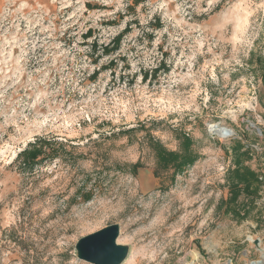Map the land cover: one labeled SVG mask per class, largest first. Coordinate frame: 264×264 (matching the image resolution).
Returning a JSON list of instances; mask_svg holds the SVG:
<instances>
[{"label":"rangeland","instance_id":"rangeland-1","mask_svg":"<svg viewBox=\"0 0 264 264\" xmlns=\"http://www.w3.org/2000/svg\"><path fill=\"white\" fill-rule=\"evenodd\" d=\"M136 1L0 0V264H90L111 225L121 264H264V0ZM184 136L200 159L157 178L150 140ZM239 143L262 185L233 217Z\"/></svg>","mask_w":264,"mask_h":264},{"label":"trees","instance_id":"trees-1","mask_svg":"<svg viewBox=\"0 0 264 264\" xmlns=\"http://www.w3.org/2000/svg\"><path fill=\"white\" fill-rule=\"evenodd\" d=\"M141 0H137V4ZM90 36L92 33L89 34ZM122 36H119L115 40V46L113 48H118L121 42ZM112 48L106 47L104 53L110 54ZM260 64L262 60H259ZM264 85V75L262 76ZM181 152H172L165 149L161 144L154 140H150L152 143L151 147L156 155V168L155 176L160 178L163 173H168L172 171V183H175L177 175L181 174L187 168L192 167L200 159L198 153L193 149V142L189 137H182L181 139ZM39 141V140H38ZM36 141L33 145H29L27 149L18 155L21 159V165L24 170H33L40 162L46 159L48 156L44 150V143H38ZM49 145V144H46ZM241 144H236L234 146V163L233 167L227 173V185L229 189V198L222 200L219 203L218 210L223 211L225 214H232L233 217L241 215L244 211L245 216H247V205H243L240 210L233 209V206L238 203L239 198L245 195L247 202L252 201L258 196L262 181L260 180V175L254 171L247 163L251 160L252 150L247 148L244 149ZM143 168L140 164L133 167V174H137L138 171ZM244 216V217H245Z\"/></svg>","mask_w":264,"mask_h":264},{"label":"water","instance_id":"water-1","mask_svg":"<svg viewBox=\"0 0 264 264\" xmlns=\"http://www.w3.org/2000/svg\"><path fill=\"white\" fill-rule=\"evenodd\" d=\"M119 236V226L111 225L82 238L77 245L79 259L90 264H121L127 251L118 245ZM256 244H259L258 241Z\"/></svg>","mask_w":264,"mask_h":264},{"label":"bare ground","instance_id":"bare-ground-1","mask_svg":"<svg viewBox=\"0 0 264 264\" xmlns=\"http://www.w3.org/2000/svg\"><path fill=\"white\" fill-rule=\"evenodd\" d=\"M210 128L212 129L211 131H214L217 135L222 138H227L231 135V132L227 128L217 125L210 126Z\"/></svg>","mask_w":264,"mask_h":264}]
</instances>
